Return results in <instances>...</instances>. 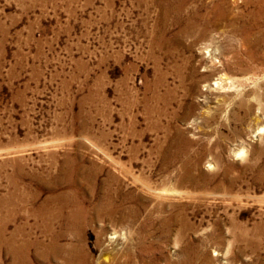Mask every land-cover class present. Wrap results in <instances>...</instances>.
Returning <instances> with one entry per match:
<instances>
[{"label":"rangeland","instance_id":"1","mask_svg":"<svg viewBox=\"0 0 264 264\" xmlns=\"http://www.w3.org/2000/svg\"><path fill=\"white\" fill-rule=\"evenodd\" d=\"M263 12L0 0V264H264Z\"/></svg>","mask_w":264,"mask_h":264},{"label":"bare ground","instance_id":"2","mask_svg":"<svg viewBox=\"0 0 264 264\" xmlns=\"http://www.w3.org/2000/svg\"><path fill=\"white\" fill-rule=\"evenodd\" d=\"M176 2H177V0H176ZM222 2V1H221ZM180 3H182V2H180ZM224 3V2H223ZM222 3V4H223ZM178 4V3H177ZM259 5V4H258ZM178 7V6H177ZM217 9V8H216ZM260 9H262V8H260ZM224 11V10H223ZM259 11V10H258ZM215 13V12H214ZM218 13V12H217ZM264 13V12H263ZM213 14V13H212ZM222 14V13H221ZM248 16V15H247ZM237 17H239V16H237ZM225 19V18H224ZM239 20H240V18H239ZM244 20V19H243ZM232 25V24H231ZM53 203V202H52ZM58 212V211H57ZM55 213V212H54ZM70 213H72V212H70ZM69 213V214H70ZM62 218H68L69 219V222L71 223V224H73V223H76L77 224V221L75 222V220H74V218H73V216L72 215H69V216H66V217H62V213H58V214H51L50 215V218H49V225H50V227H51V222H53L54 220H59V219H62ZM55 240H51L50 241V248H52V249H56V247H55V242H54ZM12 242V241H11ZM13 243V242H12ZM26 244V243H25ZM24 247V246H23ZM61 247V246H60ZM57 252V251H56Z\"/></svg>","mask_w":264,"mask_h":264}]
</instances>
